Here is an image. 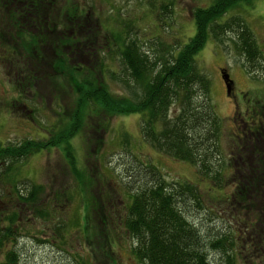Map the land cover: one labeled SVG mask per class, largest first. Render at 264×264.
Instances as JSON below:
<instances>
[{"label": "rangeland", "instance_id": "rangeland-1", "mask_svg": "<svg viewBox=\"0 0 264 264\" xmlns=\"http://www.w3.org/2000/svg\"><path fill=\"white\" fill-rule=\"evenodd\" d=\"M3 1L6 4L0 8L3 14L0 15V47L11 43L17 53L13 56L8 47L0 51V146L20 143L24 139H42L50 130L70 122L67 117L76 96L72 86L78 80L64 77L63 69L50 59L54 55L53 45L60 41V36H69L74 31L80 41L89 39L79 44V47L85 44L83 48L86 47L88 54H69L68 48L61 44L59 48L67 54V63L76 62L86 74L93 73L92 77L103 80L110 93L133 98L140 88L120 74L122 66L118 52L122 36L134 38L147 55L173 54L193 34L192 8L212 2ZM73 9L77 20L74 23L68 17ZM10 11L18 14L15 20L21 19L14 27H19L23 35L11 30L13 21L7 17ZM234 14H239L254 35L260 49L257 66H249L231 49L229 39L234 36L230 33L221 43L206 37L193 59L200 73L209 78V101L222 126L216 163L223 166L231 155L239 153L233 132L259 128L257 121L262 117L260 110L264 104V0L236 5L216 20L223 21ZM28 35L34 39L33 44L29 43ZM32 49L44 54L42 66L34 64L32 55H28ZM8 60L19 63L27 76L31 74L30 80L28 77L16 81ZM226 73L227 91L221 79V74ZM139 118L137 112L109 115L84 107L82 126L76 128L74 135L64 138L68 143L66 151L62 150L66 144L63 141L13 162L0 182V218L7 213L17 216L15 247L20 254L16 264H67L71 259L74 264L72 257L82 258L84 264H144L130 252L133 237L125 232L121 218L130 196L126 175L131 173L132 180L136 172L142 171L140 167L148 163L159 170L167 183L193 182L202 198V209L188 206L185 217L202 233L208 228L229 238L223 246L224 251L206 248L210 264H228V261L231 264H264V249L256 244L251 246L254 239H264L263 218L253 220L247 228L241 226L244 218L252 221V214L246 209L248 206L240 210L238 204L232 202L233 185L224 184L223 179L217 187L206 176L197 174L192 164L156 152L140 137ZM125 137L128 138L126 144L122 139ZM243 139L241 147L247 149L249 144ZM244 153L242 149L241 154ZM27 183L42 186L35 206L39 207L41 215L33 214L30 207L21 204L14 195L17 189L24 193ZM55 229L58 234L53 233ZM49 235L53 238L46 241Z\"/></svg>", "mask_w": 264, "mask_h": 264}, {"label": "trees", "instance_id": "trees-1", "mask_svg": "<svg viewBox=\"0 0 264 264\" xmlns=\"http://www.w3.org/2000/svg\"><path fill=\"white\" fill-rule=\"evenodd\" d=\"M251 1L212 0L208 6L192 8L191 19L194 23L192 36L183 41L181 47L173 54L167 56L158 57L155 53L152 56L147 55L146 50L137 45L134 38L122 36L118 52L122 66L120 74L124 76V80L128 79L140 88V92L134 93L133 98L110 93L103 80L95 78L96 76L92 77L93 73L86 74L76 62L67 63L65 56L67 54L59 48L61 44L68 48L69 54L78 52L88 54L86 47L83 48L85 44L81 45L82 47H79V44L89 39L80 41L73 30L69 36H60V41L53 45L54 58L51 56L50 59H54V65L63 69V76L68 79L76 77L78 80L72 86L76 96L67 117L70 122L67 124L66 121L62 128L46 131L48 135L42 139H24L20 143L13 142L0 146V182L3 174L11 170L14 161L33 151L60 144L65 137L74 135L76 128L82 126L84 107L90 111L98 109L109 115L137 112L140 117L139 135L156 152L192 164L197 174L206 176L217 187L223 179L224 184L233 185L235 192L232 202L237 203L240 210L248 206L246 209L252 214L250 217L252 221L244 218L241 226L249 227L250 222L258 217L264 221V104L260 110L262 117L257 121L259 128L233 132L239 153L231 155L227 163L224 162V166L222 163L217 165V154L220 152L218 141L222 126L218 115L214 113L213 103L209 101V78L200 73L193 63L195 51L204 45L206 37L209 36L212 41L217 40L221 43L224 36L230 33L234 36L232 39L228 38L231 49L241 55L249 66H257L260 49L256 46L251 29L239 14L228 15L223 21L216 20L228 9L243 3L250 5ZM5 4L6 2L0 0V8ZM14 12L10 11L7 16L13 21L11 30L23 35L19 27H14L21 21L15 20L18 14L15 15ZM74 13L73 9L68 15L73 23L77 21ZM0 15H3L1 11ZM74 26L78 28L77 24ZM33 40L28 35L29 43L33 44ZM4 47H8L16 57L15 45L12 46L10 43V46ZM3 48L0 47V51ZM30 54L34 64L42 66L44 54L33 49L28 52V55ZM8 63L13 67L16 81L28 77L30 80L31 74L27 76V71H22L19 63L14 64L10 60ZM54 65L50 66L55 69ZM122 139L125 144L128 142V138ZM241 139L249 144L247 149L241 147ZM64 143L66 144L62 150L66 151L68 143L67 141ZM242 149L244 154H241ZM213 157L215 162L212 161ZM140 169L142 171L136 172L137 175L134 174L132 180V174L128 172L125 182L130 196L121 222L125 232L133 237L134 244L130 252L144 264H210L206 248L216 247L224 251L223 246L229 238L223 233L220 234L218 230L212 232L207 227L202 233L195 223L189 222L185 217V209H188V206L192 205L196 210L202 209V198L198 188L193 182L185 180L167 183L151 163L143 164ZM223 175L226 177L223 178ZM133 182H136V185ZM26 185L24 193H19L17 189L14 195L21 204L29 206L33 214L41 215V210L35 206L40 198L42 186L39 183ZM16 222L17 216L12 213L2 215L0 218V264H16L18 261L17 256L20 252L15 247ZM58 229L53 233L58 234ZM262 234L264 235V232ZM52 238L53 236L49 235L46 241ZM254 241L251 246L256 244L264 249V239L259 237V241L256 239ZM226 257L228 258L227 254ZM72 258L74 264L85 263L82 258ZM71 263L72 259L67 264ZM228 264L231 262L228 261Z\"/></svg>", "mask_w": 264, "mask_h": 264}, {"label": "water", "instance_id": "water-1", "mask_svg": "<svg viewBox=\"0 0 264 264\" xmlns=\"http://www.w3.org/2000/svg\"><path fill=\"white\" fill-rule=\"evenodd\" d=\"M221 79H222V82H224V84H225V87H226V89H225V91H227V88H228V81H229V79H228V76H227V73L226 74H221Z\"/></svg>", "mask_w": 264, "mask_h": 264}]
</instances>
